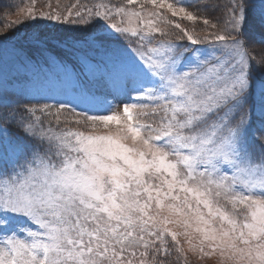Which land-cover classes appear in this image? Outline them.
Instances as JSON below:
<instances>
[{"label":"snow or ice","instance_id":"6c2138e0","mask_svg":"<svg viewBox=\"0 0 264 264\" xmlns=\"http://www.w3.org/2000/svg\"><path fill=\"white\" fill-rule=\"evenodd\" d=\"M48 8L0 26V264H264V0Z\"/></svg>","mask_w":264,"mask_h":264},{"label":"rangeland","instance_id":"374dc122","mask_svg":"<svg viewBox=\"0 0 264 264\" xmlns=\"http://www.w3.org/2000/svg\"><path fill=\"white\" fill-rule=\"evenodd\" d=\"M33 0H0V26L3 25L6 21H16L18 18L22 19L24 13H21L19 9L24 8L26 9L28 6L32 4ZM87 3L89 6H91V3L93 0H35L36 4V11H48V6L51 5L53 7L59 6V10L62 12H65L66 10L71 7L74 3ZM114 3L118 2V0H113ZM166 2H171V0H166ZM18 6V7H17ZM149 10H151V6H148ZM161 11L165 12V14L171 18L173 23H180L182 27L187 28L189 31H194L195 34L204 36L207 34L208 29L203 25L202 20H196V21H188L186 19H182L179 17H171V14L167 12L166 8L161 9ZM10 13V14H9ZM64 28H68V25H64ZM36 31H43L48 32L52 35H57L63 32V29L59 27L57 22H50L48 20H39L36 22L28 21L27 23L21 25L18 30L11 33L12 37H20L25 36L27 34H32ZM178 29H175L174 27H171V33L172 37H175V34L178 32ZM256 34L253 31L251 34ZM256 41L261 40V36L258 35V37L255 38ZM184 43H187L185 40ZM49 103V101H47ZM117 109H114L116 111ZM113 131L116 130L117 125L113 124L112 126ZM100 131H103L101 129ZM170 227H172L170 225ZM176 230V229H174ZM181 243L183 244L185 250H187L188 245L184 243L183 237H180ZM169 241H171V238L169 237ZM187 260L186 262L181 260L182 264H219V258L216 255L213 256H207V257H201L200 254L197 253H190L186 252ZM176 254L173 253L172 260L175 261Z\"/></svg>","mask_w":264,"mask_h":264},{"label":"trees","instance_id":"16d2710c","mask_svg":"<svg viewBox=\"0 0 264 264\" xmlns=\"http://www.w3.org/2000/svg\"><path fill=\"white\" fill-rule=\"evenodd\" d=\"M247 30L249 31V33H250V35L254 38V40H255V38L256 37H258V35H259V33L255 30V29H253V27L251 26V25H248L247 26ZM254 32V33H256V34H251V32ZM256 41V40H255ZM257 43H258V41H256ZM174 262V264H175V261H173ZM180 264H182L181 262H180Z\"/></svg>","mask_w":264,"mask_h":264}]
</instances>
